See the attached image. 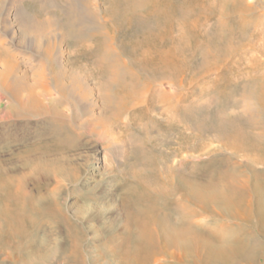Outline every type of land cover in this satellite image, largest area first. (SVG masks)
Here are the masks:
<instances>
[{
	"label": "bare ground",
	"instance_id": "bare-ground-1",
	"mask_svg": "<svg viewBox=\"0 0 264 264\" xmlns=\"http://www.w3.org/2000/svg\"><path fill=\"white\" fill-rule=\"evenodd\" d=\"M196 1L106 0L103 21L95 0H70L64 20L45 17L52 2H35L36 14L16 12L21 43L29 47L34 34L40 63L22 68L19 51L0 42V102L7 103L0 151L19 145L8 159L0 156V264H264L263 77L235 115L193 119L199 139L211 133L223 153L208 167L212 176L199 179L195 165L185 168L192 157L186 153L177 164L135 157L124 164L129 171L118 167L122 177L114 181L120 173L110 163L113 133L122 114L155 108L152 82L179 85L176 77L190 70L195 51L212 58L203 66L233 47L221 52L233 36L216 33L205 36L216 43L214 53L207 43L203 50L197 25L188 23ZM223 1L246 9L244 0ZM5 7L0 0V20ZM66 43L76 53L63 56ZM123 54L136 58V66ZM81 60L92 64L79 70ZM157 95L163 101L171 92Z\"/></svg>",
	"mask_w": 264,
	"mask_h": 264
},
{
	"label": "rangeland",
	"instance_id": "rangeland-1",
	"mask_svg": "<svg viewBox=\"0 0 264 264\" xmlns=\"http://www.w3.org/2000/svg\"><path fill=\"white\" fill-rule=\"evenodd\" d=\"M69 1L6 0L5 11L3 12V16L0 20V42L3 41L5 45L15 50L16 53L19 51L18 57L22 63V68L31 67V69H33L38 67L40 63V56L37 53L39 49L35 45L34 34L30 35V37H27L26 39L29 47L24 46V44L21 43L22 34L18 26L19 24L16 20V12H21V10H23L25 15H31L33 14V12L34 14H36V8H34L35 6L33 5L35 4V2H37L38 4H46L47 2L51 4L50 2H52L51 6L48 4L50 8L47 7L45 11V17H60L62 20H64L65 18L63 19L62 11L70 10V8L68 7L69 3L71 2ZM95 1L98 5V7H96L95 9L98 11L100 18L103 21V16H105L104 12L106 11V9H108V4L106 0ZM193 3L194 5L191 6V11L193 13L189 16L188 23L190 26H193L195 24L197 25V28H195V30L202 35L200 36V38L202 37L201 41L205 40L203 44V50H205L206 52L207 44H209L208 46H210L209 48L212 50H210L211 52L215 50L216 43H207V39L205 36H212L216 33H223L224 36H233V38L231 39L232 41H227V39L224 40L220 47L221 52L225 50L224 47H233H231V51L230 48L228 49V51H226L227 56L223 55L222 57V54L224 52L222 54L218 53V55L215 54L214 57L218 59L215 60L217 61V63L213 61L211 62V64L209 63L210 65L207 63L203 66L202 64L206 62V60H212V58L205 59L201 51H195V54L193 55V57H191L192 64L190 70L187 71L188 73L183 72L180 77H176L177 79H179L176 80L177 84L179 85H171V83H169V81L166 79H157L154 80L155 82H152V87H155L153 88V90H155L154 92H156L152 97L153 101L155 102V108H152L146 114H138V117L137 115L131 116L132 119L130 118V113H128V111L122 114L119 124H117V127H114L115 131L113 134L116 135V142L118 144H116V142L114 144L115 148L113 147L114 149L112 150L111 154V157L113 158H111L110 162L111 165H113L115 168L117 167L115 171L116 174L120 173L118 170L119 168L123 170L125 169L126 172L129 171L128 169L130 167L127 168L126 165H130L134 160L136 162L135 157H139L138 159L140 162H153L155 160L156 164H161V162L162 164H164L165 162L168 163L174 161L175 164H177L181 162V159H184L186 153H189L192 154V157H190V159L187 161L185 168H187L189 164L191 166L195 165V168H197L195 175L198 178L200 177L199 179H206L208 176H212L213 174L208 167L213 162L223 157V153L222 151L217 149V144L211 138V133H208L205 136L207 137L206 139L205 137L202 140L199 139L200 129L196 127V123L193 119H200V117L204 119L206 117L205 120L207 122V119H210L212 117H221V115H235L238 112L237 106L239 102L243 99L244 94H246L248 90L251 89L254 81H257V79L261 77L264 78V0H244L243 3L244 5H246V9L240 7L234 8L230 4H226L223 0H197ZM65 6L68 9L65 8ZM4 17H6L7 19ZM175 18L178 20L179 15L177 14ZM120 37L123 38V34H121ZM195 40L197 39H194V41ZM226 44H228V46ZM62 47L63 50L61 51L63 53V56H67L69 55V53H76V48L72 47L69 43L63 44ZM123 57L128 64L130 63L129 65H131V67L136 66V58H131L129 54H123ZM83 61L86 62L83 63L81 60L79 61V66H76L79 70V67L82 65L88 66V63L92 64V61L90 60ZM190 71H195V77L193 79L191 78V75H193L194 73L191 74ZM146 73L148 74L151 72L146 71L143 73L147 77ZM82 74L84 76L85 71H83ZM143 74H141V76L142 78H145ZM87 81L90 86L91 84L93 85L91 78H89V80ZM158 90L159 92L160 90L161 92L163 90L169 91L171 92V95L169 98H167V100L164 99L162 101L157 95ZM95 95L91 99V103H97V107L95 106V113L98 114L100 112V106L99 100L96 98L97 95ZM149 97L151 98L150 94L149 96L147 95L148 99H150ZM147 102L148 101H142V103H140V106L137 105L136 107L139 106L144 108ZM0 103V114L2 115L6 111L7 103L6 100H2ZM167 104L168 106L173 105V108L168 107ZM174 105L176 108L174 107ZM189 107L191 109L192 107L194 108L192 111L189 110L190 113L188 111L186 112L185 110ZM169 108L171 112L169 111ZM197 108L199 109L197 110ZM1 124L2 122H0V128L2 126ZM119 135L121 136V138H119ZM86 137L87 139H89L88 136ZM122 138L123 140L126 139L125 142L122 140ZM118 140L120 143L118 142ZM135 142L136 145H134ZM94 143H96L97 145L96 152L102 154L100 143ZM125 143L128 145L126 146ZM132 144L134 146H132ZM205 145L208 147L205 150L200 151L198 149L202 148ZM18 146H10L7 149H2V151H0L1 158L8 159L12 152L15 151ZM116 146L119 149H117ZM185 146H189L191 149L196 148V150H190V152H186L184 151L186 148ZM136 149L137 151H139L138 155L132 153V151L134 152L136 151ZM128 152L130 155L128 154ZM140 152L142 153V155ZM131 154L133 156H131ZM161 156L163 160H161ZM168 158H170V160ZM125 163L126 165L124 166ZM118 165H120L121 167ZM127 174L131 178V174ZM121 177V173L116 175L114 181L116 183L120 182L118 180H120ZM68 198L69 202L76 201L75 195H70ZM160 211L164 212L162 208H160Z\"/></svg>",
	"mask_w": 264,
	"mask_h": 264
}]
</instances>
